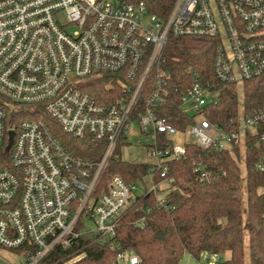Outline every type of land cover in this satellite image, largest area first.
Segmentation results:
<instances>
[{
  "label": "built area",
  "instance_id": "1",
  "mask_svg": "<svg viewBox=\"0 0 264 264\" xmlns=\"http://www.w3.org/2000/svg\"><path fill=\"white\" fill-rule=\"evenodd\" d=\"M172 37L217 39L213 83L191 70L182 84H172L164 65ZM106 74L112 82L98 96L89 88ZM258 77L264 78V0H175L165 18L149 14L143 2L0 0V149L5 148V155L0 153V249L16 257L14 264H39L87 231L114 237L127 206L139 196L153 192L166 206L158 188L165 180L156 183L154 176H165L169 161L184 157L188 144L234 153L236 145L245 148L248 135L259 134L264 141V104L245 116L240 97L239 112L227 128L206 116V109L219 102L221 82L242 93L244 83ZM176 95L191 118L182 129L156 111ZM48 119L76 139L100 141L102 156L74 155ZM132 129L142 139L130 138ZM187 134L193 140L174 141L175 135ZM120 143L121 149L147 148L152 187L137 194L140 181L121 175L103 184ZM202 167L198 163L196 169L209 179ZM257 168L264 170V156ZM143 224L144 218L136 222ZM205 257L214 264L219 258ZM138 259L124 251L112 264Z\"/></svg>",
  "mask_w": 264,
  "mask_h": 264
},
{
  "label": "trees",
  "instance_id": "2",
  "mask_svg": "<svg viewBox=\"0 0 264 264\" xmlns=\"http://www.w3.org/2000/svg\"><path fill=\"white\" fill-rule=\"evenodd\" d=\"M124 1L143 2L149 14L161 18L169 14L175 3V0ZM216 45L217 39L212 37L170 38L164 65L171 70L172 84H182L181 80L187 79L191 70L213 83ZM111 76L99 77L89 89L100 96L112 82ZM219 88V102L206 109V116L224 128L231 117L237 116L240 97L245 116H252L264 104V78L246 81L242 93L236 85L228 83L221 82ZM156 111L160 118L179 129L191 123V118L181 110L177 95ZM48 120L74 155L92 160L102 156L105 147L100 141L76 139L55 121ZM121 145L108 160L102 176L104 185L114 175L136 182L150 173V162L124 160ZM186 149L184 157L169 161L165 176L160 173L154 176L156 183L169 182L166 206L157 203L153 192L141 195L127 206L114 237L104 238L87 231L70 247H57L39 264H112L113 258L124 251L139 258L134 264H179L185 254L199 259L204 253L217 255L216 264H264V192L260 191L264 188V170L257 168L264 156L260 135H248L245 148L236 145L234 153L193 144ZM0 153L5 155V148ZM198 163L210 174L209 179L201 177V171L196 169ZM241 164L246 173L245 185ZM141 218L144 224L136 225Z\"/></svg>",
  "mask_w": 264,
  "mask_h": 264
},
{
  "label": "rangeland",
  "instance_id": "3",
  "mask_svg": "<svg viewBox=\"0 0 264 264\" xmlns=\"http://www.w3.org/2000/svg\"><path fill=\"white\" fill-rule=\"evenodd\" d=\"M136 127H140L139 124L136 125ZM135 135L136 134L134 133V129H132L131 133L129 134V137L133 138V137H135ZM138 137L139 136L135 137L136 138L135 142L137 141ZM139 138H141V137H139ZM184 140L191 141V140H193V137L190 134H187L185 136H183V135H175L174 136V141L176 143L181 144L184 142ZM120 154L124 160L133 161V162H143V161H146L150 158V155L148 153L147 148H145L143 146H139L137 144L123 146ZM242 164H241V167H242V171H243V183L245 185L246 173H245L244 166ZM153 185H154L153 174L149 173L146 177H144V179L142 181L138 182L139 191H137V194L140 193L141 191L145 190L146 188L152 187ZM158 188L163 190V192L161 190L162 194H165L168 191L169 182L164 181V182L158 184ZM260 191L264 192V188H261ZM130 253H131V251H130ZM0 256L3 259H5L6 261H8V263H7L3 259L0 258V264H14L15 262H17L16 257L14 255H12L11 252L8 250L0 249ZM179 264H214V260L212 257L207 259L205 256H202L199 259H197V258L192 257L190 254H185L182 257V259L180 260Z\"/></svg>",
  "mask_w": 264,
  "mask_h": 264
},
{
  "label": "water",
  "instance_id": "4",
  "mask_svg": "<svg viewBox=\"0 0 264 264\" xmlns=\"http://www.w3.org/2000/svg\"><path fill=\"white\" fill-rule=\"evenodd\" d=\"M13 135H14V132L11 131V133H10V143H9V145L12 144V141H13Z\"/></svg>",
  "mask_w": 264,
  "mask_h": 264
},
{
  "label": "crops",
  "instance_id": "5",
  "mask_svg": "<svg viewBox=\"0 0 264 264\" xmlns=\"http://www.w3.org/2000/svg\"><path fill=\"white\" fill-rule=\"evenodd\" d=\"M205 255H206L205 253H204V254H202V256H205ZM202 256H201V257H202Z\"/></svg>",
  "mask_w": 264,
  "mask_h": 264
}]
</instances>
